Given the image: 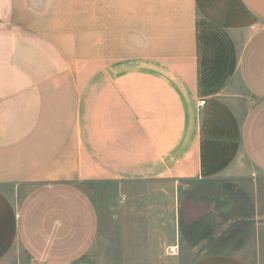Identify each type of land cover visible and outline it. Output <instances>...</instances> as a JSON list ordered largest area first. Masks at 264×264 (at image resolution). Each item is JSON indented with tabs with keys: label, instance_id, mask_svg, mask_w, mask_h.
<instances>
[{
	"label": "crops",
	"instance_id": "1",
	"mask_svg": "<svg viewBox=\"0 0 264 264\" xmlns=\"http://www.w3.org/2000/svg\"><path fill=\"white\" fill-rule=\"evenodd\" d=\"M251 173L264 0H0V264H169L178 184Z\"/></svg>",
	"mask_w": 264,
	"mask_h": 264
},
{
	"label": "rangeland",
	"instance_id": "2",
	"mask_svg": "<svg viewBox=\"0 0 264 264\" xmlns=\"http://www.w3.org/2000/svg\"><path fill=\"white\" fill-rule=\"evenodd\" d=\"M178 188L182 236L179 255L169 264L216 252L264 264V175L185 179ZM18 258L16 264H31L22 252ZM79 262L100 264L101 255L91 248Z\"/></svg>",
	"mask_w": 264,
	"mask_h": 264
},
{
	"label": "built area",
	"instance_id": "3",
	"mask_svg": "<svg viewBox=\"0 0 264 264\" xmlns=\"http://www.w3.org/2000/svg\"><path fill=\"white\" fill-rule=\"evenodd\" d=\"M204 103H205V100L201 99V100H199L198 105L200 106V105H203ZM178 249H179V246L177 243L169 245V246H167L166 254L176 255V254H178Z\"/></svg>",
	"mask_w": 264,
	"mask_h": 264
}]
</instances>
